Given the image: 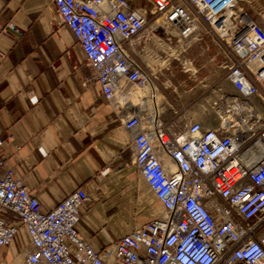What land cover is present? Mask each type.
<instances>
[{
    "label": "built area",
    "instance_id": "built-area-1",
    "mask_svg": "<svg viewBox=\"0 0 264 264\" xmlns=\"http://www.w3.org/2000/svg\"><path fill=\"white\" fill-rule=\"evenodd\" d=\"M151 1L152 11L129 0H53L103 97L119 105L118 93L138 89L124 126L134 164L164 210L96 251L77 227L91 200L86 189L43 211L0 151V247L26 225L32 250L24 264H264V26L240 0ZM260 15L264 22V8ZM204 37L219 47L225 76L211 98L214 118L197 120L175 106L164 90L172 84L141 55ZM182 64L189 70L191 62ZM148 86L153 100L165 97L163 109L146 107ZM26 94L39 102L34 90Z\"/></svg>",
    "mask_w": 264,
    "mask_h": 264
},
{
    "label": "crops",
    "instance_id": "crops-1",
    "mask_svg": "<svg viewBox=\"0 0 264 264\" xmlns=\"http://www.w3.org/2000/svg\"><path fill=\"white\" fill-rule=\"evenodd\" d=\"M129 1L154 9L151 0ZM263 8L249 11L264 26ZM207 56L210 64L219 63L211 49ZM141 57L159 78L185 76L167 55ZM176 81L182 85L186 78ZM27 90L36 92L37 104L30 102ZM183 91L189 96V90ZM175 106L187 109L188 102L182 97ZM127 109H138L131 96L119 105L103 97L53 0H0V151L43 211L54 209L77 188L86 189L91 200L82 205L77 227L96 251L164 210L134 164L132 135L124 126ZM31 250V236L22 224L14 240L0 247V264H24Z\"/></svg>",
    "mask_w": 264,
    "mask_h": 264
},
{
    "label": "rangeland",
    "instance_id": "rangeland-1",
    "mask_svg": "<svg viewBox=\"0 0 264 264\" xmlns=\"http://www.w3.org/2000/svg\"><path fill=\"white\" fill-rule=\"evenodd\" d=\"M240 5L248 8L250 11H252V9L260 10L261 5H264V0H240ZM186 41L188 45L181 46L180 42L173 39L169 44L171 50H167V52L165 50L166 54L164 53L167 55L168 59H174L171 63L173 65H178L177 67L182 69L185 76L172 77L170 75H162L160 76V82H164V84L172 83L171 86H168L164 90L169 93L174 103H177L182 97L183 101L188 102L187 113L190 118L198 120L211 117L210 119H213L214 116L212 115L210 107L211 98L216 94L214 90L222 82L225 74V70L220 66L223 61L222 54L219 47L209 38H192ZM203 46L204 48L207 47L209 51L211 49L212 54L217 55L219 63L210 64L208 62V49L204 51L202 49ZM213 48H215V51ZM175 57H177L178 60ZM185 62H191V68L193 69L188 70L187 66L186 69H184L182 63ZM176 78L180 81L181 78H186V81H184L182 85H179ZM174 86H176L177 89H175ZM132 89H134V87ZM183 90H189V96H183V92H185Z\"/></svg>",
    "mask_w": 264,
    "mask_h": 264
},
{
    "label": "bare ground",
    "instance_id": "bare-ground-1",
    "mask_svg": "<svg viewBox=\"0 0 264 264\" xmlns=\"http://www.w3.org/2000/svg\"><path fill=\"white\" fill-rule=\"evenodd\" d=\"M189 70H191V69L189 68ZM132 88L133 87H130V90L126 93H124V92L118 93L117 94L118 100L120 102H123L124 100H126L128 97L131 96L133 103H137L138 102V95H137L138 89L135 87H134V89H132ZM144 93L147 96L145 103H146V107L149 110L153 109L154 104L157 106L158 109L164 108V104H165L166 100H165V97L160 92L157 93V97L154 100L151 97L152 90H151L150 86L145 88Z\"/></svg>",
    "mask_w": 264,
    "mask_h": 264
}]
</instances>
